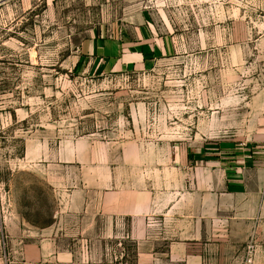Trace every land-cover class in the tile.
Segmentation results:
<instances>
[{"label": "rangeland", "instance_id": "1", "mask_svg": "<svg viewBox=\"0 0 264 264\" xmlns=\"http://www.w3.org/2000/svg\"><path fill=\"white\" fill-rule=\"evenodd\" d=\"M142 16L170 53L89 72L82 41ZM80 139L92 148L58 166L60 144ZM248 149L264 156V0H0V264H171L162 234L149 240L156 254L138 255L125 230L98 226L60 235L73 262L69 251L58 259L51 225L63 192L108 154L132 177L149 176L161 212L185 210L203 167Z\"/></svg>", "mask_w": 264, "mask_h": 264}, {"label": "crops", "instance_id": "2", "mask_svg": "<svg viewBox=\"0 0 264 264\" xmlns=\"http://www.w3.org/2000/svg\"><path fill=\"white\" fill-rule=\"evenodd\" d=\"M80 50L89 72L106 75L144 67L170 53L171 43L142 16L136 26L98 28L82 41ZM92 146L86 139L63 141L57 149L58 166L80 161L81 149ZM29 150L27 145L25 157ZM107 156L103 155L104 161L98 165H89L88 170L98 173L89 175L90 179L83 177L63 192L61 212L51 225L58 259L61 251H69L65 257L73 262L74 250L60 246V235H85L98 226L104 235L125 230L137 241L138 255L144 250L156 254L149 240L162 234L164 241L168 239L163 258L171 264H244L248 244L254 246L253 264H264V156L248 149L238 151L228 165L213 161L203 167L201 184L196 174L194 194L185 199L188 209L171 212H161L149 176L144 179L135 172L132 177L134 169L125 171L123 164H114ZM60 172L64 170L51 175ZM136 181L145 186L138 187ZM62 182L66 183L62 180L53 185L60 189L65 186Z\"/></svg>", "mask_w": 264, "mask_h": 264}, {"label": "built area", "instance_id": "3", "mask_svg": "<svg viewBox=\"0 0 264 264\" xmlns=\"http://www.w3.org/2000/svg\"><path fill=\"white\" fill-rule=\"evenodd\" d=\"M253 254H254V246L252 244H248L244 264H253Z\"/></svg>", "mask_w": 264, "mask_h": 264}]
</instances>
